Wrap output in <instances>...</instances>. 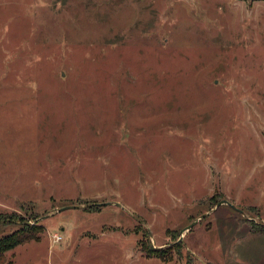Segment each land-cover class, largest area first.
Wrapping results in <instances>:
<instances>
[{
	"label": "rangeland",
	"instance_id": "rangeland-1",
	"mask_svg": "<svg viewBox=\"0 0 264 264\" xmlns=\"http://www.w3.org/2000/svg\"><path fill=\"white\" fill-rule=\"evenodd\" d=\"M0 217L12 264H264V0H0Z\"/></svg>",
	"mask_w": 264,
	"mask_h": 264
},
{
	"label": "trees",
	"instance_id": "trees-1",
	"mask_svg": "<svg viewBox=\"0 0 264 264\" xmlns=\"http://www.w3.org/2000/svg\"><path fill=\"white\" fill-rule=\"evenodd\" d=\"M97 207H101L100 205H96ZM89 207H95L89 206ZM92 209V208H90ZM0 217V221H1ZM5 226L8 225L7 222H4ZM41 230L40 227H35L31 225L29 222L22 223V226L19 229L12 230L10 233H5V229L0 228V264H12V262L7 261L6 254L15 249L17 246L24 244L33 237L36 236V233ZM178 246H181L178 245ZM151 251L156 252L155 249H151Z\"/></svg>",
	"mask_w": 264,
	"mask_h": 264
},
{
	"label": "water",
	"instance_id": "water-1",
	"mask_svg": "<svg viewBox=\"0 0 264 264\" xmlns=\"http://www.w3.org/2000/svg\"><path fill=\"white\" fill-rule=\"evenodd\" d=\"M225 203L228 204V205H230L232 208L236 209L237 211H240L241 213L244 212L242 209L238 208L237 206H235L234 204H232V203H231L230 201H228V200H222L221 202L218 203L217 206H220V205L225 204ZM112 204H114V203H113V202H104V203H99L98 205L103 206V205H112ZM115 204L118 205V206H121L120 203H115ZM82 207H84V206H82V205H70V206H66L65 208H62L61 210H63V209H67V208H82ZM204 216H206V214H204V215L202 216V218H203ZM197 222H198V220H195L192 224H190L187 228H185V229L181 232V235L183 236L184 231L187 230V229H191L193 226H195V225L197 224ZM150 234H151V233H150Z\"/></svg>",
	"mask_w": 264,
	"mask_h": 264
},
{
	"label": "built area",
	"instance_id": "built-area-1",
	"mask_svg": "<svg viewBox=\"0 0 264 264\" xmlns=\"http://www.w3.org/2000/svg\"><path fill=\"white\" fill-rule=\"evenodd\" d=\"M60 238H61V236H59V235H54V240H55V241H58Z\"/></svg>",
	"mask_w": 264,
	"mask_h": 264
}]
</instances>
